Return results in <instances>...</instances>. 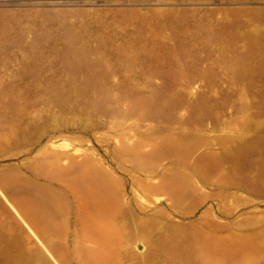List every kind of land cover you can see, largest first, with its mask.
I'll return each instance as SVG.
<instances>
[{"label": "rangeland", "instance_id": "obj_1", "mask_svg": "<svg viewBox=\"0 0 264 264\" xmlns=\"http://www.w3.org/2000/svg\"><path fill=\"white\" fill-rule=\"evenodd\" d=\"M53 169L115 252L65 264H264V0H0V264H61Z\"/></svg>", "mask_w": 264, "mask_h": 264}, {"label": "crops", "instance_id": "obj_2", "mask_svg": "<svg viewBox=\"0 0 264 264\" xmlns=\"http://www.w3.org/2000/svg\"><path fill=\"white\" fill-rule=\"evenodd\" d=\"M13 170V169H11ZM82 172V171H81ZM81 172L78 175L73 173V177L71 178L72 184L69 188L61 187L57 184L60 179L59 170L53 169L50 171V175L48 176L47 182L37 183L35 171L33 175H28V178L31 177L33 180L32 185H29L28 192L30 196H28V200L22 199L16 194H10L5 191L6 198L9 201V204L12 206L14 210L20 211L21 215L25 217L27 223L32 227L35 233L39 236V239L43 241L42 246L45 248H54L57 246L62 247L64 250L62 252H52L53 257L58 258L53 262L55 263H72L78 262L70 257L73 256H81L85 258L91 257H113L115 252L112 250L102 249L99 245L100 242L96 241L97 250H92L91 246H86L84 244V226L82 224V211L79 214V223L81 227H79V235H77V228L75 227L77 223L76 216H66L63 212L67 204L72 209L74 208L72 201L74 202L75 196L80 195L77 194L75 184H80L81 188ZM70 190L72 194V199H70ZM82 198V196H81ZM37 199V201H36ZM33 206L38 207L43 210V219H41L37 214V212H33ZM74 210V209H73ZM81 210H82V200H81ZM68 213V209H67ZM73 214V212L71 213ZM63 215V216H62ZM70 215V213H69ZM36 217V218H35ZM67 224V225H66ZM49 225L50 227H47ZM68 226V228H63V226ZM71 225V227H70ZM77 226V225H76ZM88 240V239H86ZM54 241H60V244H55ZM78 241V242H77ZM91 241V240H89ZM99 248V249H98ZM78 249V251H77ZM111 252V253H109ZM95 261V260H94ZM79 262H93L90 259H82ZM100 262H111L108 259Z\"/></svg>", "mask_w": 264, "mask_h": 264}]
</instances>
